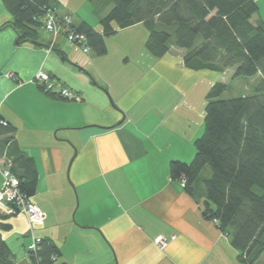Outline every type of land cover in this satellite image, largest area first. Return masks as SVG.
I'll list each match as a JSON object with an SVG mask.
<instances>
[{"label": "crops", "instance_id": "0c3cea01", "mask_svg": "<svg viewBox=\"0 0 264 264\" xmlns=\"http://www.w3.org/2000/svg\"><path fill=\"white\" fill-rule=\"evenodd\" d=\"M254 1L251 20L264 24ZM51 5L74 27L86 22L99 32L109 9L96 12L88 0ZM10 19L0 0V116L35 163L30 200L45 213L32 225L25 214L0 208V225L10 226L0 234L15 264H32L28 248L41 237L58 247L57 264H245L204 217L201 193L194 198L169 176L172 160L193 158L206 94L231 69L189 68L175 47L154 56L142 22L105 37L106 51L97 55L63 36L52 43L44 29L38 39L44 45L16 44L5 25ZM39 70L79 99L44 91L33 80ZM158 236L165 246L155 243Z\"/></svg>", "mask_w": 264, "mask_h": 264}, {"label": "trees", "instance_id": "16d2710c", "mask_svg": "<svg viewBox=\"0 0 264 264\" xmlns=\"http://www.w3.org/2000/svg\"><path fill=\"white\" fill-rule=\"evenodd\" d=\"M52 1L3 0L11 14L5 25L14 29L16 44H41L42 19L48 10L56 13ZM88 1L96 12L109 7L99 20L101 32L86 22L74 27L84 35V46L97 55L106 51L105 37L142 22L148 30L145 47L156 57L175 47L183 50L182 61L189 68L231 69L232 78L259 76L252 94L227 99L220 98L226 83L212 84L205 97L203 132L194 141V156L188 162L172 160L169 176L182 181L185 192L194 198L201 193L204 217L216 220L215 225L237 250L238 261L264 264V258L260 261L264 253V24L251 20L258 11L257 3ZM45 45L60 54L54 45ZM14 132L0 116V166L9 169L17 179L19 193L30 199L36 192L38 175L33 159L20 149ZM11 207L13 214L19 213L15 205ZM9 227L1 224L0 230ZM59 254L48 237L39 238L35 249H28L32 264H54ZM0 264H15L1 234Z\"/></svg>", "mask_w": 264, "mask_h": 264}, {"label": "built area", "instance_id": "2783aa9c", "mask_svg": "<svg viewBox=\"0 0 264 264\" xmlns=\"http://www.w3.org/2000/svg\"><path fill=\"white\" fill-rule=\"evenodd\" d=\"M42 29L47 30L52 34V43L61 35L67 41L74 42L79 45L83 52H88L89 49L84 46V35L77 32L72 25L71 17L68 14L57 15L53 11H47L42 19ZM34 82L37 83L44 91L50 93L54 97H59L69 100L79 99V95L64 86L58 79L52 77L50 74L39 70L35 73ZM3 124L5 122L3 121ZM3 181L0 186V208L13 212L11 205H15L19 213L25 214L30 224L36 225L42 223L45 219V213L30 199L20 194L17 189V179L6 167H1ZM214 224L216 220H212ZM35 243L30 246V249H35ZM155 243L161 247L165 246L166 240L163 236H158Z\"/></svg>", "mask_w": 264, "mask_h": 264}, {"label": "rangeland", "instance_id": "374dc122", "mask_svg": "<svg viewBox=\"0 0 264 264\" xmlns=\"http://www.w3.org/2000/svg\"><path fill=\"white\" fill-rule=\"evenodd\" d=\"M260 14L264 17V3L262 0H260ZM88 6H93L91 2L88 1ZM50 35V39H52V34L48 32L47 30H44ZM61 36V35H60ZM70 42V41H68ZM74 43V42H70ZM75 44V43H74ZM79 46V45H78ZM81 49V47L79 46ZM232 70L230 72H227L225 74V83H226V89L222 93L220 98L227 99L231 97L241 96V95H250L253 93L254 86L258 81L259 76H238L235 78H232ZM1 169V168H0ZM0 175L2 177V172L0 170ZM3 180V177H2ZM29 220V219H28ZM30 249V247L28 248ZM264 258V253L262 254L260 261ZM54 264H57L56 262Z\"/></svg>", "mask_w": 264, "mask_h": 264}]
</instances>
